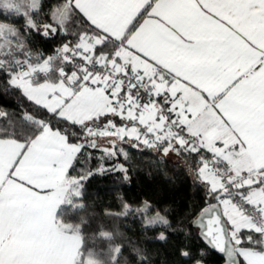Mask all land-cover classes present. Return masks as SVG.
Returning <instances> with one entry per match:
<instances>
[{"label": "snow or ice", "instance_id": "1", "mask_svg": "<svg viewBox=\"0 0 264 264\" xmlns=\"http://www.w3.org/2000/svg\"><path fill=\"white\" fill-rule=\"evenodd\" d=\"M0 6L23 11L28 26L41 31L28 11L38 0ZM77 10L88 27L42 62L33 63L18 31L0 23L7 45L0 44V57H9L0 58V70L9 85L36 112L79 126L84 138L71 143L67 128L28 112L30 134L0 137V264H93L80 250L79 226L62 222L56 210L81 195L84 177H69L68 170L85 146L99 147L96 136L115 138L101 149V175L119 171L127 179L123 164H103L127 159L117 141L165 156L195 154L206 199L193 223L203 239L228 264H264V0H66L53 19L64 29ZM42 32L57 28L44 24ZM7 116L0 110V118ZM109 116L122 123L97 126ZM152 208L125 204L124 214L144 216ZM146 224L169 221L157 211ZM181 255L191 259L186 250Z\"/></svg>", "mask_w": 264, "mask_h": 264}, {"label": "trees", "instance_id": "2", "mask_svg": "<svg viewBox=\"0 0 264 264\" xmlns=\"http://www.w3.org/2000/svg\"><path fill=\"white\" fill-rule=\"evenodd\" d=\"M38 3V8L28 11L41 31L28 26L29 17L23 11L0 6V23L18 31L33 63L37 62V58L42 62L48 56H54L56 49L65 43H75L78 34L89 25L77 10L76 15L71 16L61 29L53 19V13L61 9L66 0H38ZM27 4H31V0H27ZM44 24L56 27L57 32L44 36ZM16 43L13 38V47ZM0 44H4L5 48L7 46L2 40ZM16 55L24 58L23 53ZM65 67L72 69L71 65ZM42 79H45L44 74H37V81ZM8 80L7 73L0 70V110L8 113L7 117L0 118V137L5 131L18 136L30 134L31 125L23 120L24 113L28 112L37 119L50 120L54 127L61 130L67 128L71 143L84 142L79 126H69L46 110L36 112V106L21 90L10 86ZM94 139L99 147L85 146L77 153L68 170L69 177L78 180L84 177L80 180L81 195L74 198L73 204L61 203L56 210V216L62 222L79 226L80 250L85 260L90 258L93 264H113L112 256L116 255V264H193L194 260H199L201 264H222L223 258L204 243L192 224L206 199L205 188L195 172V154L181 153L171 158L143 145L133 147L135 141H117L116 147L127 152V159L119 155L111 160L104 159L103 164L105 167L123 164L127 169L125 179V174L119 171L104 175L96 173L101 163L99 157L103 155L101 149L112 145L101 142L97 136ZM89 172L94 174L88 176ZM144 202L153 206L149 213L159 211L169 225L145 234L141 214L135 211L124 214L125 204L136 209ZM161 233L166 237L163 240L159 238ZM116 247L120 248V253H114ZM254 247L259 250L261 245ZM183 250L191 254V259L181 255Z\"/></svg>", "mask_w": 264, "mask_h": 264}, {"label": "rangeland", "instance_id": "3", "mask_svg": "<svg viewBox=\"0 0 264 264\" xmlns=\"http://www.w3.org/2000/svg\"><path fill=\"white\" fill-rule=\"evenodd\" d=\"M31 3H32V0H31ZM65 70L68 71V72H71L72 71V69L71 70H68L66 67H65ZM56 75H57V73H56ZM108 119H109V117H105L101 121H98V123H97V124H99L98 127H101L102 128L103 127V124L106 123ZM113 122L118 125V122H115V120H113ZM97 137L103 143H108L111 140L115 139L114 137H101V136H97ZM161 153L163 154L162 151H161ZM176 155H177L176 153L170 152L167 156L173 158V157H176ZM155 214H156V212H154V213H148L147 215H144L143 216V225L142 226H143V232L145 234H148L150 232H153V231L157 230V228H160V227H164L165 226V225H162V224H154V225L148 226L146 224V220L148 219V217L154 216Z\"/></svg>", "mask_w": 264, "mask_h": 264}, {"label": "water", "instance_id": "4", "mask_svg": "<svg viewBox=\"0 0 264 264\" xmlns=\"http://www.w3.org/2000/svg\"><path fill=\"white\" fill-rule=\"evenodd\" d=\"M198 214L195 216V218L193 219V221L197 218ZM192 221V224L197 228L198 230V235L201 237V239L204 241V243L213 251H215L217 254H219L222 258H223V262L222 264H228V258L224 253L219 252L217 249H215L213 246H211L210 244H208V242L206 240L203 239L202 235H201V230L199 229V227L197 225H195Z\"/></svg>", "mask_w": 264, "mask_h": 264}, {"label": "crops", "instance_id": "5", "mask_svg": "<svg viewBox=\"0 0 264 264\" xmlns=\"http://www.w3.org/2000/svg\"><path fill=\"white\" fill-rule=\"evenodd\" d=\"M42 74V73H40ZM44 79L40 80V81H37V82H43ZM109 119H112V120H115V122H118V125H120L122 123V121L120 120L119 117H112V116H109ZM58 208V207H57ZM242 259V258H241Z\"/></svg>", "mask_w": 264, "mask_h": 264}, {"label": "built area", "instance_id": "6", "mask_svg": "<svg viewBox=\"0 0 264 264\" xmlns=\"http://www.w3.org/2000/svg\"><path fill=\"white\" fill-rule=\"evenodd\" d=\"M58 49V48H57ZM57 49H56V51H57ZM66 71V70H65ZM66 72H68V71H66ZM68 73H70V72H68ZM57 75H58V73H57Z\"/></svg>", "mask_w": 264, "mask_h": 264}]
</instances>
